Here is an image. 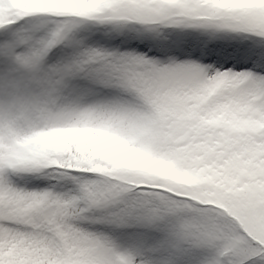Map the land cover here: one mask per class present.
<instances>
[{
	"label": "snow or ice",
	"instance_id": "obj_1",
	"mask_svg": "<svg viewBox=\"0 0 264 264\" xmlns=\"http://www.w3.org/2000/svg\"><path fill=\"white\" fill-rule=\"evenodd\" d=\"M0 264H264V0H0Z\"/></svg>",
	"mask_w": 264,
	"mask_h": 264
}]
</instances>
